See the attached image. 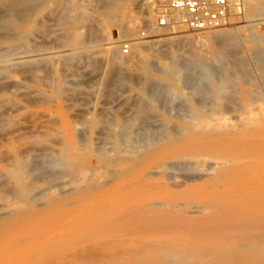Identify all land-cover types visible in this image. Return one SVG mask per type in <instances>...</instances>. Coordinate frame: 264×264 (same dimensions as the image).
<instances>
[{
	"label": "bare ground",
	"instance_id": "1",
	"mask_svg": "<svg viewBox=\"0 0 264 264\" xmlns=\"http://www.w3.org/2000/svg\"><path fill=\"white\" fill-rule=\"evenodd\" d=\"M51 1L60 3L61 0ZM118 1L123 0L113 1L95 11L101 14L104 24H111L113 16H116L114 3ZM138 1L128 0L131 5H136ZM34 2L0 0V19L17 28L16 15L31 9ZM77 5L75 2L71 6L75 9ZM151 5H155V11L161 0H153ZM255 6V15L264 16V0H259ZM247 9L243 12L245 16L249 12ZM88 13L72 20L76 23L89 21L91 15L88 16ZM181 27L184 28L179 25L175 30ZM228 27L207 36L212 50L205 69L198 70L201 57H191L179 66L173 64L162 71V77L170 82L168 86L177 91L186 85L194 93L204 82L207 90L203 98L210 102L209 111L197 107L193 93L190 99L178 96L191 116L188 117V126L171 128L166 118H160L157 127L160 137L157 141L163 138L161 142L167 143L131 162L122 160V157L153 145L139 142L138 138L147 141V137L138 136L134 142L130 139V144L124 148L127 153L116 144V140V163L110 164L109 161L93 172L94 176L103 175L104 180L94 183V176L89 177L87 171L78 172L79 179L89 191L80 193L78 189V195L70 204H54L56 194L47 195L42 198L46 199V209L41 210L40 206L33 204L36 196L23 193L26 176L30 175L23 157L10 165L7 163L9 168L2 169V172L16 183L13 194L20 202L5 208L0 206V264H264V107L259 105L257 109L246 111L253 98L264 96V36L248 29L241 35L244 28L233 27V23ZM180 39H173L171 43L177 44ZM239 41L251 44L248 50L250 57L240 58ZM172 57L176 56L172 54ZM250 68L259 72L256 74L258 81L250 75ZM136 70L134 77L136 73L131 76L133 73L126 74L125 70L117 68L110 71L104 83L105 88H112L124 85L125 81L134 82L142 89L132 103L129 101L133 110L124 115V120L115 122V126L121 128L118 135L125 139L131 135L129 129L123 127L125 123L132 126L138 120H144L154 124L149 115L156 103L149 100L146 94L147 75L151 70L149 63H138ZM224 74L236 75L235 84H248L246 100L236 98L237 92H224L222 86L212 82V75L222 77ZM227 111L237 113L227 115ZM141 126L138 131L144 132ZM175 129L182 134L180 140L169 134V130ZM174 159L195 160L197 166L207 164L205 182L184 190L180 195L155 182L153 179L156 177L170 179L172 171L180 173L184 167H197L175 163ZM103 185L108 187L101 188ZM181 198L203 201L208 216L194 221L155 209L174 207ZM8 200L9 197L5 202Z\"/></svg>",
	"mask_w": 264,
	"mask_h": 264
},
{
	"label": "rangeland",
	"instance_id": "2",
	"mask_svg": "<svg viewBox=\"0 0 264 264\" xmlns=\"http://www.w3.org/2000/svg\"><path fill=\"white\" fill-rule=\"evenodd\" d=\"M113 1L116 0H61L60 3L35 0L34 7L16 15L17 28H12L5 20L0 19V206L2 208L20 202L13 194L16 183L2 172V169L9 168L14 160L20 161L23 157L22 161L29 168L30 175L26 176L24 195L36 196L33 198V204L45 210L46 199L42 198L47 195L56 194L57 201L54 204H70L78 195V189L80 193H87L89 189L84 187L78 172L87 171L86 174L89 173V177L92 178L93 172L103 168L109 161L110 164H115L117 145L126 151L124 148L130 144V139L133 141L138 136L147 137V141L140 138L138 141L148 142L153 147L147 146L148 149L144 147L143 150L140 149L141 151L122 157V160L131 162L134 158L166 144L167 141L161 142L163 138L160 139V143L157 141L160 137L157 128L160 118H166L171 128L188 126V117L191 116L178 96L190 99L193 92L186 85H182L180 91L168 86L170 82L162 77V71L173 64L179 66L183 60L191 57H201L198 70L202 71L211 59L209 53L212 48L206 40L207 36L216 33L215 31L227 30L229 27L201 34L191 33L182 27L172 32L156 29L153 10L156 2L152 6L153 0H140L135 2L136 5H131L128 0L114 3L116 16H113L111 24L106 25L102 22L101 14L95 11ZM75 2L78 5L74 9L71 5ZM258 2L259 0H245L244 10L248 8V14L246 13V16L242 14V18L233 22V27L244 28L241 30L243 32L241 35H244L248 29L259 36H264V16L255 15V5ZM87 13L88 16H92H89L91 20L86 22L80 20L78 23L73 21L76 17L80 18ZM179 37H181L179 43H171L173 39ZM124 45L129 48L127 54L121 51ZM239 47L240 58L250 57L248 50L251 49V44L239 41ZM172 54L176 57L173 58ZM144 62H148L151 69L147 75L146 94L149 100L156 103V107L149 115L154 124L144 120H138L132 126L125 123L123 127L131 132V135L125 139L121 134L118 135L121 128L115 126V122H121L124 120V115H128L133 110L131 103L142 93V89L134 82L125 81L124 85L106 87L107 89L104 83L110 71L117 68H122L127 72L126 74L133 73L131 76L136 73L135 77L136 65ZM250 69V75L258 81L259 72ZM198 70L195 71L196 74ZM212 76L214 77L212 82L222 86L224 92H237L236 98L241 100L248 98L246 94L249 90L248 84L244 82L235 84L236 75ZM206 86L204 82L200 83L199 90L193 94L196 96L197 107L208 112L210 102L203 98L207 90ZM164 91L169 93L166 94ZM263 102L264 96L253 98V103L250 102L246 111L257 109L259 105L264 107ZM226 113L235 115L237 112ZM144 125L147 126L144 128ZM140 126L144 132L138 131ZM169 134L175 140L182 138V134L176 129L169 130ZM138 145L134 144V146ZM174 162L197 166L195 160L174 159ZM201 165L203 166L198 164L200 171L196 169L198 166L195 168L192 165L194 170L192 166L191 169L184 167L179 171L180 173L172 171L168 180L162 177L153 180L173 194L180 195L184 190L196 188L205 182L204 173L207 172L208 165ZM102 176L96 174L92 181L94 183L98 180L102 181L104 180ZM109 178L113 179V177ZM76 184L78 187L75 186ZM100 187L105 188L108 185ZM155 209L194 221L208 216L204 202L199 199L181 198L174 207Z\"/></svg>",
	"mask_w": 264,
	"mask_h": 264
},
{
	"label": "built area",
	"instance_id": "3",
	"mask_svg": "<svg viewBox=\"0 0 264 264\" xmlns=\"http://www.w3.org/2000/svg\"><path fill=\"white\" fill-rule=\"evenodd\" d=\"M245 0H161L154 11L155 27L172 32L179 25L201 34L229 26L243 14ZM127 54L128 46L122 47Z\"/></svg>",
	"mask_w": 264,
	"mask_h": 264
}]
</instances>
